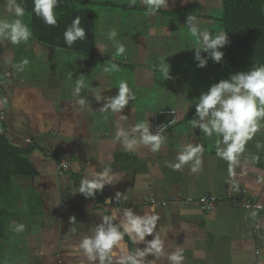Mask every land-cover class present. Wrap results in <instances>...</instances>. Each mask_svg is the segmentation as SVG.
<instances>
[{
  "label": "crops",
  "instance_id": "obj_1",
  "mask_svg": "<svg viewBox=\"0 0 264 264\" xmlns=\"http://www.w3.org/2000/svg\"><path fill=\"white\" fill-rule=\"evenodd\" d=\"M76 2L94 11L92 57L45 44L33 34L15 45L0 39V132L15 146L35 145L27 154L35 175L15 177L7 196L15 205L11 211L20 216L9 221L3 238L13 226L25 225L13 251L16 264H121L122 257L145 250L156 235L162 252H148L141 258L143 264H171L168 256L177 250L181 264H264V119L234 161L217 155L215 134L209 138L191 124L199 95L210 86L186 78L193 70L215 82L225 77L210 58L205 67H197V45L186 21L163 13H192L187 10L191 6L199 12L194 14L214 18L199 22L202 31L210 32L211 24L219 27V0H213L218 4L213 15L203 12L212 0H167L158 12L115 6L148 8L144 0ZM8 3L0 0V20L17 18L8 11ZM22 19L30 28V17L25 14ZM112 31L115 39H109ZM118 45L125 49L119 56ZM202 55L207 58V53ZM78 80L86 86L77 93ZM121 81L134 99L121 112L101 111L117 95ZM140 122L165 138L158 151L143 144L128 150L122 138H116L119 128L131 133ZM163 125L168 126L162 129ZM189 144L203 146L199 165L193 158L179 169L171 167ZM59 162L64 163L61 169ZM105 169L116 178L96 191L103 196L79 192L80 181L90 170ZM210 194L220 201L209 212L178 200ZM236 200L250 206H235ZM128 209L157 215L153 233L142 242L125 234L103 262L98 255L89 259L81 241L94 235L103 217L115 213L113 223L119 224Z\"/></svg>",
  "mask_w": 264,
  "mask_h": 264
},
{
  "label": "clouds",
  "instance_id": "obj_2",
  "mask_svg": "<svg viewBox=\"0 0 264 264\" xmlns=\"http://www.w3.org/2000/svg\"><path fill=\"white\" fill-rule=\"evenodd\" d=\"M166 2L167 0H144L149 11L158 10ZM57 3L58 0H34V12L37 16L42 17L46 24L55 25L57 23L55 13ZM7 9L9 12H14L17 18L12 21L0 20V39L7 38L14 45L28 41L32 31L23 22L24 7L15 3V0H9ZM186 24L197 45L194 48L195 60L198 61L197 67H205L208 58L216 63L221 62L225 55L221 49L229 43L228 33L221 31L212 35L206 29L202 31L197 18L191 14L188 15ZM115 37L116 32L112 31L109 34V39H115ZM64 38L68 46H72L78 39L86 38V31L81 27L79 16L73 19L64 33ZM124 51V46L118 45L116 55L119 56ZM202 53H207V58ZM23 63L26 64L27 61L25 60ZM112 68L115 69L116 66L112 65ZM105 71H109V69L106 68ZM85 86L83 80H78L76 92L78 93L81 87ZM118 89L117 95L112 97L101 108V111L110 108L114 113L121 112L128 105L129 100L134 99L126 82L121 81ZM96 98L97 100L100 99L98 93ZM79 102L84 104L85 101L81 99ZM124 118L121 117V119ZM261 119H264V65L252 67L248 71L234 72L228 78L213 83L207 91L199 95L191 124L194 128L198 127L209 138L215 134L217 155L228 161H234L237 155L244 150L246 142L259 130ZM169 123H175V120ZM167 126L163 125L161 128ZM149 129L148 123L135 124L131 128V133H138L137 136L121 127L117 131L116 138H122L128 150H133L138 144H143L150 145L152 151H158L165 138L161 135V132L152 133ZM203 150L202 145H186L177 157L178 163L170 166L179 169L193 158H196L195 165H199L198 155ZM196 170L197 168L194 166L192 171ZM88 176L94 178L89 179ZM115 178L109 175L108 169L103 172L90 170L88 175L80 181L79 192L86 197H92L96 191L103 190L105 183L111 184ZM105 202L110 204L111 199H106ZM158 218L155 214L138 215L128 209L124 212L119 224H116L113 223L116 219V214L113 213L112 216L103 217V223L95 228L94 235L85 237L81 241L80 247L89 259L95 260L98 255L101 262H103L105 256L112 253L113 247L122 241L125 234L132 237L134 242L144 241L147 235L153 233ZM105 225L107 226L105 227ZM23 228L24 225H17L16 231H22ZM153 250L156 254L162 252V242L158 235L148 242V247L145 250L137 249L122 257L121 264H143L141 258ZM180 251L177 250L168 256L171 264H181L183 257Z\"/></svg>",
  "mask_w": 264,
  "mask_h": 264
},
{
  "label": "trees",
  "instance_id": "obj_3",
  "mask_svg": "<svg viewBox=\"0 0 264 264\" xmlns=\"http://www.w3.org/2000/svg\"><path fill=\"white\" fill-rule=\"evenodd\" d=\"M25 9V14L30 17L32 34L43 43L58 47L65 51L79 52L93 56L96 50L95 15L92 9L78 7L76 0H58L55 8L57 23L48 25L42 17L34 12V0H15ZM108 4V3H106ZM113 5V4H108ZM264 0H221V16L218 17L219 27L211 31L215 35L221 31L228 33L229 43L221 49L224 58L218 63L219 71L223 77L237 71H248L252 67L264 65ZM123 10H145L147 7L136 4L115 5ZM155 11H159L155 10ZM166 16L178 15L187 21L189 14L200 20H208V16L182 11L163 12ZM81 18V27L86 31V38L78 39L72 46L65 42L64 33L71 25L73 19ZM22 148L13 145L0 132V247L7 224L14 217L13 212L7 207V196L12 181L18 176H33L36 170L28 160V152L35 146ZM97 196L103 193L97 192ZM220 199V198H219ZM220 201V200H219ZM209 212V211H208ZM133 252V251H132ZM131 252V253H132Z\"/></svg>",
  "mask_w": 264,
  "mask_h": 264
},
{
  "label": "rangeland",
  "instance_id": "obj_4",
  "mask_svg": "<svg viewBox=\"0 0 264 264\" xmlns=\"http://www.w3.org/2000/svg\"><path fill=\"white\" fill-rule=\"evenodd\" d=\"M203 2H205V0H203ZM219 4H220V8H221V0H219ZM77 5H78V7L85 8V6L82 5V4H77ZM206 5H207L206 6L207 8H203V12H207L208 15H213L214 13H218V12H215L217 7H218V4L217 3L214 4L213 0H212V2L206 3ZM188 7H191V6L187 5V10L191 9V10H188V11H190L192 13H199L198 10H195L192 7L191 8H188ZM105 17L106 16L104 15V18ZM96 20L98 21V17L96 18ZM216 30H217L216 24H214V23L211 24V31H216ZM187 32H189V30H187ZM186 79H187V81H194L196 79L195 80L196 85H199L201 83H203V84L207 83V85H205V86H208V85L211 86L213 83H216L215 80L213 78H210L208 75L200 76L199 75V71H194V70L191 72L190 76H187ZM199 80H201L202 82H200ZM6 201H7V207L10 210H14L15 209L14 203L12 201H10V200H6ZM17 207H18V205L16 204V208ZM19 216L20 215H18V214L14 215L15 219L19 218ZM17 234H18V231H16V226H13V229L10 230L7 233V235L2 239V244H1V247H0V264H16V260L15 259L18 257V255H14L16 252H13V251L15 249H18V247H16V241L18 239ZM3 240H4V244L6 246H8V248L3 244ZM12 253H13L14 256L12 255Z\"/></svg>",
  "mask_w": 264,
  "mask_h": 264
},
{
  "label": "built area",
  "instance_id": "obj_5",
  "mask_svg": "<svg viewBox=\"0 0 264 264\" xmlns=\"http://www.w3.org/2000/svg\"><path fill=\"white\" fill-rule=\"evenodd\" d=\"M64 163L63 162H59V168L61 169V167H63ZM107 197H110V194L107 193L106 194ZM112 200L114 202H118V198L116 196H111ZM177 198L175 199H172L171 200V203L172 202H175ZM179 201H181L182 203H185V204H191V205H196L198 206V208L202 211H211L213 210L216 205L219 203V198L215 195H204V196H201L200 198L198 199H193V198H186L184 200H181V199H178ZM177 200V201H178ZM152 203H154V201H152ZM163 204H167L166 202H163ZM233 205L235 206H242V207H249L250 205L248 203H242L241 201H233Z\"/></svg>",
  "mask_w": 264,
  "mask_h": 264
}]
</instances>
